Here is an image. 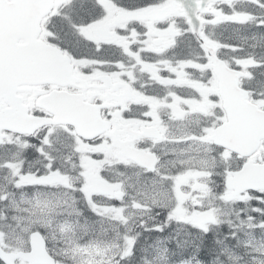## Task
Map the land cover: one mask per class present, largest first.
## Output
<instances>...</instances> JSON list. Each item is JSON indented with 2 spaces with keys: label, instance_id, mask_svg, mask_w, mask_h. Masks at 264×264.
<instances>
[{
  "label": "snow or ice",
  "instance_id": "obj_1",
  "mask_svg": "<svg viewBox=\"0 0 264 264\" xmlns=\"http://www.w3.org/2000/svg\"><path fill=\"white\" fill-rule=\"evenodd\" d=\"M0 264H264V0H0Z\"/></svg>",
  "mask_w": 264,
  "mask_h": 264
}]
</instances>
